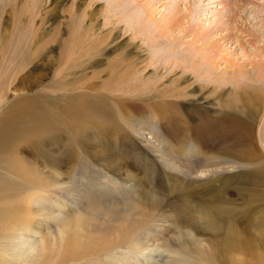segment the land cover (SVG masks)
Returning <instances> with one entry per match:
<instances>
[{"label": "rangeland", "instance_id": "1", "mask_svg": "<svg viewBox=\"0 0 264 264\" xmlns=\"http://www.w3.org/2000/svg\"><path fill=\"white\" fill-rule=\"evenodd\" d=\"M41 1L0 0V32L6 34L9 53L20 43V58L35 56L22 83L11 88V99L19 93L22 98L27 92H61V99L47 98L45 102L53 107L51 113L69 121L67 107L84 98L97 107L87 119L108 128L98 133V144L97 133L92 134V129L85 134L83 127L76 128L77 123L67 138L62 132L54 133L46 148L36 146L33 152L23 148L26 151L21 150L20 155L41 170H47V162L60 164V177L68 184L65 192L71 188L80 193L83 203L78 204V210L87 211V227L98 236L112 224L104 210L116 211L120 217L123 210L138 208L151 196L162 199L164 214H174L162 220L156 216L130 236L129 244L161 248V257L154 262L128 250V243H119L105 253L66 264H181L173 254L168 257L165 249L189 251L197 257L193 264H233L234 257L241 256L213 259L210 251L232 245L236 230L247 247L264 255V73L259 72L264 70V0ZM79 13L84 14L75 22L79 35L71 41L75 27L71 17ZM169 13H175L174 24L165 26ZM81 32L85 33L82 37ZM204 34L210 38H203ZM65 95L71 100H65ZM171 100L178 103L171 104ZM72 111V120H76V111ZM246 113L260 119L256 126L249 124L255 126L252 144L243 136L242 141L237 129H226L232 122H249ZM159 125L174 147L187 148L196 140L208 154L237 161L220 165L218 173L226 182H215L210 176L205 188L198 186L202 181L191 183L196 200L186 211L216 206L214 229L193 232L177 220L188 212L182 211L183 196L167 195L179 192V183L153 156L152 149L159 147L154 134ZM81 131L85 135L80 146L86 157L67 156L68 150L73 153L77 148ZM49 141L55 142L47 151ZM146 160H152L154 167L145 170ZM4 164L0 158V182L7 177ZM111 165L117 170L113 172ZM108 177L117 187L106 188L103 183ZM210 197L215 201H208ZM59 202L52 194H40L37 205L44 216L36 217L33 224L65 228L61 223L72 217L75 208ZM195 220L193 217L192 223L199 226ZM31 230L37 237L43 236L34 226Z\"/></svg>", "mask_w": 264, "mask_h": 264}, {"label": "bare ground", "instance_id": "2", "mask_svg": "<svg viewBox=\"0 0 264 264\" xmlns=\"http://www.w3.org/2000/svg\"><path fill=\"white\" fill-rule=\"evenodd\" d=\"M47 1L49 0H43V2H41L45 4ZM53 1L55 0H52V2ZM83 15V13H79L71 17L72 23L75 26L72 29L71 41H73V36H75L77 31L75 22L81 21ZM174 17L175 13H169L168 19L166 18L164 20L165 26L174 24L172 20ZM87 24H89L90 29V23ZM158 25L161 27L163 26L162 23ZM78 35L79 34H76L77 37ZM83 35H85V33H82L80 36L82 37ZM206 37H209L208 34H204L203 38ZM6 42V34L0 32V158L4 159L5 164L3 167L7 173V177L3 178V181L6 182H0V264H66L70 261L82 260L100 251L105 253V251L115 249L117 247L114 246L119 243L126 244L130 242L132 240L130 236L137 234L139 230L145 226L146 222L153 220L156 216H159L158 219L160 220L170 215L174 217L173 213H168V215L167 213H163L161 198L151 196L147 198V200L142 201L141 204L139 203L140 205L137 206L138 208L131 207L129 210H123V216L120 217H116V211L105 213L106 211L104 210L106 218H108L109 222L112 221V224H107L101 236L93 234V229H88L89 219H86L87 211H85V213L78 210V204L83 203L80 193L71 188L68 192H65L68 184L66 180L60 177L62 171L57 169L60 164H57V162L52 164L47 162V170H41L33 165L30 160H26L25 157L20 155V152L21 150L26 151L23 148H28V150L31 148L30 150L33 152L36 146L46 148V141L52 134L57 132H62V136L67 138V134L75 131L77 123L76 128L80 129L83 127L85 129V134L93 129L92 134L97 133L95 137L98 138L97 142L99 144L101 138L98 133L104 131L108 127L102 126L101 124L98 125V123L94 122L92 119H87V116L92 114L91 112L97 107L91 104L88 105L86 102L87 99L84 98H81L83 100L80 102L76 101L74 107H67L66 116L70 119L69 121L72 122L66 121L60 114L51 113L50 109L53 107L45 102L47 98H49V100L61 99L63 96L61 92L43 91L38 95L33 92H27L22 98L20 97L21 93H19L18 96H13L11 99V88H15V86H17L16 84L26 77L25 75L29 72V70L26 69L32 64V60L35 56L30 54L27 57L20 58L17 55L20 43L12 47L13 53L10 54L9 46H5ZM259 72L264 73V70L260 69ZM72 97V99L76 98L77 94ZM70 98L71 97L68 95L64 97L65 100H71ZM143 99H149V97ZM174 101L171 100L170 103H178L177 101L174 103ZM71 109L77 112L73 114V117L76 116V120H72L73 111ZM162 109L164 108L159 109L160 112H165L162 111ZM245 116L249 118V122L246 121L242 123L243 119L241 123L234 124L232 122L226 129H237L236 132L238 134L240 133L241 140L243 141V136L244 140H247V143L250 144L254 138V128L259 123L260 119L255 120L251 113H246ZM88 123L90 125H84ZM250 123H253V125L255 124V126L252 127L249 125ZM143 127L144 125H140L139 128ZM162 127V125H159V129L154 132L159 141V147L153 148L152 150L154 151H152V153L159 163H161L163 170L169 174L174 181L179 183L176 184V188L179 192H167V195L177 193V195L183 196L184 203L181 207L184 212L190 207L193 200H196V192L192 189L193 186H191L192 182H196L197 180L202 181H198V186L205 188L207 184L210 185V176H214L213 179L215 182L219 179H223L218 173L220 165L235 164L237 161L233 160L232 157H219L215 154H208L205 150L201 149L199 145H196V140H193L191 143L189 142V149L188 147L183 149L174 147L171 140L165 138V134L161 129ZM75 133L80 134V131L77 130ZM210 133H212L211 129ZM85 134L82 132L83 136L77 138V148H74L75 151L73 153H69L68 150L67 156L77 158L86 157V152L83 150V147L80 146L82 143L80 139H82ZM55 141H49L50 145L47 146V151H50L51 144L54 145ZM261 155L263 154L261 153ZM153 160H155V158H153ZM151 161L152 160L144 161V165L146 166L143 167H146L145 170L154 167V163ZM113 166L114 165H111L109 167L114 172L117 169H114ZM124 172L126 171L124 170ZM198 174L201 176L204 175L205 177L194 176ZM109 179L108 177L103 183L106 188L110 189L112 187H117V185H112ZM226 179L223 180L226 182ZM123 193L129 194V192ZM151 193L154 194V192ZM40 194L43 196L47 195V197L52 194L56 200L60 201V205L75 208L72 217L61 223L65 228L56 226L49 229L45 227V225L48 226L45 222L37 225L33 224V220L36 217L40 215L44 216V214L41 213L42 209L37 205ZM204 194L205 192H202L201 196ZM125 199L128 201L127 198ZM209 200L215 201V197H210L208 201ZM215 207L216 206L212 204H210V206H200L198 209L192 207V209L190 208L186 211L188 214L185 215L184 219H182V216L176 218L177 220L181 219V222L185 223L190 231H210L214 229V226L217 224L216 220L218 216ZM176 213L177 212H175V216ZM179 214L180 213H178L177 216ZM193 217L199 220V226H197L196 223H192ZM33 226L37 232H42L43 236L37 237L31 230ZM108 232L111 233V235L109 234L110 236L104 237ZM178 232L183 241H186L184 232L180 229H178ZM231 240L233 242L232 245L210 251V257L212 255L213 259H215L214 257L219 258L222 256V259H226L228 256L238 255V257H241L238 259L234 257L233 264H264L263 253H258L247 247L243 242L242 233L236 230ZM126 245H128V250L144 256V259L148 261L151 259L153 260L152 262H154V260L161 257L160 247H138L134 243H128ZM187 247L186 245L185 249ZM165 251L168 253V257H171V254H173L174 259H177V261L181 260V264H193V259L197 258L195 256H190L189 254L191 253L189 251H186L188 253L169 252L171 251L169 249H165ZM206 251L209 252V250ZM207 264L211 263L207 262Z\"/></svg>", "mask_w": 264, "mask_h": 264}]
</instances>
